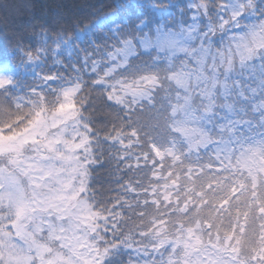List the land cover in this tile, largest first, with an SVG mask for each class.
<instances>
[{
	"label": "snow or ice",
	"instance_id": "1",
	"mask_svg": "<svg viewBox=\"0 0 264 264\" xmlns=\"http://www.w3.org/2000/svg\"><path fill=\"white\" fill-rule=\"evenodd\" d=\"M0 3V264H264V0Z\"/></svg>",
	"mask_w": 264,
	"mask_h": 264
},
{
	"label": "trees",
	"instance_id": "2",
	"mask_svg": "<svg viewBox=\"0 0 264 264\" xmlns=\"http://www.w3.org/2000/svg\"><path fill=\"white\" fill-rule=\"evenodd\" d=\"M98 0H0V3H12L18 5H27V8H21L18 12H13L15 23L23 26L20 31L26 39L31 38L32 30L27 26L31 17H35V21L55 19L70 12H76L83 9L85 5ZM104 3L114 2V0H103ZM2 33H0V45L6 44Z\"/></svg>",
	"mask_w": 264,
	"mask_h": 264
}]
</instances>
